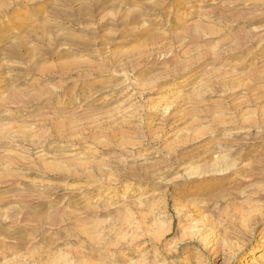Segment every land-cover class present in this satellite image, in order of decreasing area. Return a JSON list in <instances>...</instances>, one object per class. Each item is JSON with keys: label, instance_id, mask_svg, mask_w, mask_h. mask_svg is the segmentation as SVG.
<instances>
[{"label": "rangeland", "instance_id": "374dc122", "mask_svg": "<svg viewBox=\"0 0 264 264\" xmlns=\"http://www.w3.org/2000/svg\"><path fill=\"white\" fill-rule=\"evenodd\" d=\"M0 264H264V0H0Z\"/></svg>", "mask_w": 264, "mask_h": 264}, {"label": "bare ground", "instance_id": "6f19581e", "mask_svg": "<svg viewBox=\"0 0 264 264\" xmlns=\"http://www.w3.org/2000/svg\"><path fill=\"white\" fill-rule=\"evenodd\" d=\"M201 230H202V228H201ZM201 232V231H200ZM201 234V233H200ZM205 242V241H204Z\"/></svg>", "mask_w": 264, "mask_h": 264}]
</instances>
